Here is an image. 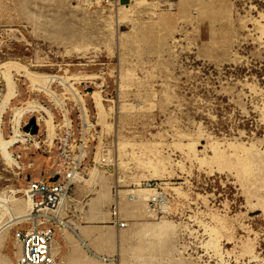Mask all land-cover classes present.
<instances>
[{"label": "rangeland", "instance_id": "1", "mask_svg": "<svg viewBox=\"0 0 264 264\" xmlns=\"http://www.w3.org/2000/svg\"><path fill=\"white\" fill-rule=\"evenodd\" d=\"M164 2L0 0V132L39 127L12 153L20 168L0 151V195L14 212L32 179L62 169L63 123L77 137L90 125L92 180L72 186L58 264H264V0ZM149 180L167 196L153 212ZM115 204L125 228L111 222ZM18 227L0 264H16Z\"/></svg>", "mask_w": 264, "mask_h": 264}, {"label": "built area", "instance_id": "2", "mask_svg": "<svg viewBox=\"0 0 264 264\" xmlns=\"http://www.w3.org/2000/svg\"><path fill=\"white\" fill-rule=\"evenodd\" d=\"M111 4H121V0H106ZM131 1V0H130ZM168 8L176 0H165ZM69 116H67L68 118ZM66 121V119H65ZM88 123L82 124V137L76 136V130L71 119H68L60 128L57 136V149L62 161V169L56 173L57 179L31 180L29 191L34 200V208L27 220L28 225L20 226V221L16 225L14 236L21 244V251L16 264H58L55 255V240L58 228L64 223L62 213L66 209L62 201L71 198V189L75 180L83 172V162L86 152L90 147ZM146 188L154 189L148 203L155 209H161L166 204V192L157 181L149 180L145 182ZM112 221L125 228L128 223L123 220L119 206H115L112 211Z\"/></svg>", "mask_w": 264, "mask_h": 264}, {"label": "bare ground", "instance_id": "3", "mask_svg": "<svg viewBox=\"0 0 264 264\" xmlns=\"http://www.w3.org/2000/svg\"><path fill=\"white\" fill-rule=\"evenodd\" d=\"M171 8H174V4H172ZM264 26V25H263ZM264 31V28L262 29ZM8 79V88H9V98L7 99V103H9L12 99V97L17 93V85L15 84V82L12 80V78L10 76L7 77ZM96 93V91H95ZM7 94V93H6ZM80 95H78L79 97ZM98 97L101 98V96L98 95ZM5 98V97H4ZM97 98V97H96ZM95 98V99H96ZM98 99L97 100V104L100 108V110L104 107L103 106V100L102 99ZM79 99V98H78ZM6 100V99H5ZM80 100V99H79ZM5 102V101H4ZM7 105V104H6ZM5 106V105H4ZM3 107V106H2ZM4 110V109H3ZM2 111V110H1ZM21 112V110H20ZM102 112V110H101ZM2 113L1 112V116H2ZM19 119V118H18ZM19 121V120H18ZM20 126V125H19ZM52 126V125H51ZM52 128V127H51ZM17 130V129H16ZM19 130H21V128L19 127ZM52 131V130H51ZM22 132L23 134L19 133V134H16L17 136L15 138H12V139H7L2 132H0V151H1V156H3L4 158H6L9 162L13 163V165L15 166H18V168H20V163L18 162V160H16L14 157H13V154H12V150H11V147L15 144V143H20V144H23V145H26L27 146V143L30 141V138H32L34 135L31 133V132H28V131H20ZM14 136V135H12ZM32 140V139H31ZM52 142H54V140H52ZM29 145V144H28ZM5 159V160H6ZM106 160V158H105ZM7 161V162H8ZM10 164V163H9ZM95 169V168H94ZM93 174V171L91 173V175ZM95 175V174H94ZM92 175V176H94ZM90 176H83V173L81 174V176H79L76 180H75V183H82L84 180L87 181V180H92L91 178H89ZM96 177V176H95ZM95 182V181H94ZM142 190H150V192H154L155 190L154 189H151V188H144ZM134 191V190H132ZM14 193V196H15V200H18V193L22 192L21 189H17V190H13L12 191ZM26 199H24L23 201L25 202L24 203V206L22 207V210H20L19 212H14L11 205L9 204V201L11 198H8V197H5V196H2L0 195V240L2 242V240L7 236V234L9 233V229L10 227L16 225L18 222L20 221H27L29 220L30 218V215L33 211V208H34V200H33V197H32V194L30 193L29 191V188L26 190ZM106 195V193H105ZM130 195L131 196V200H136L137 198V195L136 193H131ZM150 193L148 194L147 198H146V210L148 212H153L152 209H149V207L147 206L148 205V200L150 199ZM141 200H142V197H139L138 200L136 201L137 204H140L141 203ZM13 202H15L13 200ZM21 202V201H20ZM23 203V202H22ZM68 204V201L67 200H64L62 201V205L64 206L65 208V205ZM118 206V204H115V206ZM114 206V207H115ZM30 209V210H29ZM114 209V208H113ZM28 211V212H27ZM6 214H9V218L6 219ZM8 217V215H7ZM6 219V220H5ZM113 219V218H112ZM111 222H113L111 220ZM115 223V222H113ZM166 223V222H165ZM116 225L119 226V224L115 223ZM167 224V223H166ZM162 225V224H161ZM163 225H165L163 223ZM168 225V224H167ZM120 227V226H119ZM168 227V226H167ZM121 228V227H120ZM165 229V228H164ZM168 229V228H167ZM162 230V229H161ZM160 230V231H161ZM166 230V229H165ZM164 230V231H165ZM159 231V230H158ZM157 231V232H158ZM160 233V232H158ZM111 240V237L108 238ZM17 240V239H16ZM56 241L55 240V245H56ZM19 242V241H18ZM98 256V255H96ZM99 257V256H98ZM104 261H112L114 263V261H116L117 259L115 258H106V257H103L102 258ZM120 263V262H119ZM117 264V263H116Z\"/></svg>", "mask_w": 264, "mask_h": 264}, {"label": "crops", "instance_id": "4", "mask_svg": "<svg viewBox=\"0 0 264 264\" xmlns=\"http://www.w3.org/2000/svg\"><path fill=\"white\" fill-rule=\"evenodd\" d=\"M12 100V99H11ZM11 102V101H10ZM9 102V103H10ZM1 118H2V116H1ZM4 135V134H3ZM52 143H54V142H52ZM17 146H20V149L22 148V149H27V148H29L28 146H26V145H23V144H20V143H15L12 147H11V150H12V153H13V151L14 150H17L16 148H17ZM116 225V224H115ZM112 226H114V225H112ZM78 228V227H77ZM78 230H79V232H76L77 233V235L79 236V238L81 239V240H83V242H86V243H88V239H90V237H92V231L89 229V228H85L84 226H82V228H78ZM8 237H9V234H7V236L2 240V242H1V240H0V248H1V245H2V243L4 242V241H8ZM59 245V243H58V240L56 241V245ZM100 258H102V256H100Z\"/></svg>", "mask_w": 264, "mask_h": 264}, {"label": "water", "instance_id": "5", "mask_svg": "<svg viewBox=\"0 0 264 264\" xmlns=\"http://www.w3.org/2000/svg\"><path fill=\"white\" fill-rule=\"evenodd\" d=\"M32 126H34V128L31 130ZM25 130L28 132L32 133H38L39 132V127L37 126L36 120L33 118L25 127ZM58 176L55 177V179H57Z\"/></svg>", "mask_w": 264, "mask_h": 264}]
</instances>
